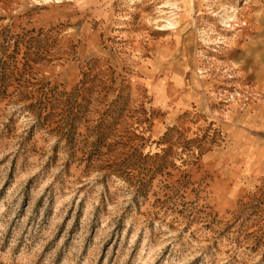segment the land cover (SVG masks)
<instances>
[{
	"label": "rangeland",
	"instance_id": "obj_1",
	"mask_svg": "<svg viewBox=\"0 0 264 264\" xmlns=\"http://www.w3.org/2000/svg\"><path fill=\"white\" fill-rule=\"evenodd\" d=\"M0 264H264V0H0Z\"/></svg>",
	"mask_w": 264,
	"mask_h": 264
}]
</instances>
